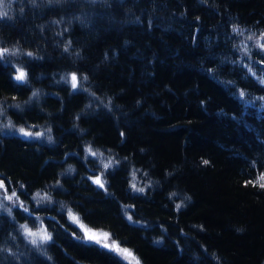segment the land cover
<instances>
[{
  "label": "trees",
  "instance_id": "16d2710c",
  "mask_svg": "<svg viewBox=\"0 0 264 264\" xmlns=\"http://www.w3.org/2000/svg\"><path fill=\"white\" fill-rule=\"evenodd\" d=\"M5 5L0 47L34 57L0 62L2 122L43 135L0 133V181L19 198L0 212V264H128L83 240L68 209L141 264H264V189L248 183L264 172V85L248 67L264 75V0ZM39 222L52 240L34 247L21 225Z\"/></svg>",
  "mask_w": 264,
  "mask_h": 264
},
{
  "label": "snow or ice",
  "instance_id": "6c2138e0",
  "mask_svg": "<svg viewBox=\"0 0 264 264\" xmlns=\"http://www.w3.org/2000/svg\"><path fill=\"white\" fill-rule=\"evenodd\" d=\"M10 6V4H9ZM0 7L5 8V0H0ZM7 16V12H5L3 15H0V18L6 17ZM233 32H237L240 34L242 33V30H240L239 28L234 27L233 28ZM254 35V34H253ZM253 35H249L248 39H253ZM259 40L264 41V32H261L260 36H259ZM71 42L69 41V46H70ZM258 46L261 48L262 51H264V44H258ZM65 51H68V47L65 48ZM18 53L20 54H25L28 57H34V53L33 52H27V53H22L20 49H8L6 47H0V62L3 63H9V61L7 60L8 56H15ZM260 63H264V60L259 61ZM249 67V71L251 72L252 76L256 77L258 83H260L261 85H264V75H257V73L255 71L252 70L251 66ZM14 80L15 81H19V82H27L28 79V74L27 72L23 69V66L21 67H17L15 69V74H14ZM62 79L65 80V82H68V77H63ZM88 79L87 76H83L81 78H78L76 73H72L70 76V81H71V87L73 89H77L78 86L81 87L82 91H87L86 88H83L81 85V81H86ZM37 93L33 92V96H36ZM246 93L244 91H240L239 96L240 98L245 97ZM257 99L264 101V96L258 97ZM111 103V101H109V104ZM15 107H19V105H15ZM4 112H3V105L0 104V116H3ZM9 126H11V122H9ZM19 132L25 136V137H32V136H41L43 135V133H33L31 131H27L25 130V128H20ZM86 151L88 152L89 155L91 156H96L97 152L93 151V149L89 146ZM100 155L102 156L103 153H100ZM112 161H108L107 163H105L103 166L105 169L109 168L112 165ZM205 164L208 163V161H204ZM133 178H135V176L133 175ZM93 183H95L99 188H105V182L101 179V177H95L93 179ZM248 183L253 184V186L259 185L260 188L264 189V172H261V174L256 178L255 181H248ZM132 189L136 192H143L144 189L143 188H137L136 184L133 183L131 185ZM0 189H5V185L2 181H0ZM172 195H175V193H173ZM37 197H39L40 199L37 201L38 203L40 202V200H50V197L45 195L43 197H41L40 193L36 194ZM16 198L17 200L19 199L18 197H16L15 192L12 193V195H6V199H8L9 201L13 200V198ZM186 199H190V197H186ZM5 206L2 202H0V209H3ZM21 207H23V204H21ZM181 207V205L177 204L176 208L177 210H179ZM9 214H11V209H8ZM25 212H28L29 209L28 208H24ZM68 212V216L69 218L75 222L78 223L81 227V229L84 230L86 237L89 240H94L97 243H102L103 247L105 248H109L112 251H115L117 254H119L120 256H122L124 259H126L128 261V264H140L139 259L135 256V254L129 250L128 248H124L121 247L119 244H117L115 241L109 243V234L108 233H97L92 231L91 229L87 228L83 223L80 222V219L77 215H75L71 209L67 210ZM37 219H40L39 217H37ZM128 219L131 221V216L128 217ZM24 228V232L26 233V235L28 237H32L33 239L31 240V243L33 245L37 244V238L41 241V242H47L52 240V236L51 234L44 229L42 226L40 228L39 231H32L28 225H23Z\"/></svg>",
  "mask_w": 264,
  "mask_h": 264
},
{
  "label": "rangeland",
  "instance_id": "374dc122",
  "mask_svg": "<svg viewBox=\"0 0 264 264\" xmlns=\"http://www.w3.org/2000/svg\"><path fill=\"white\" fill-rule=\"evenodd\" d=\"M19 129L20 128H15V127H13L12 125L11 126H9L8 124H6V123H4V122H2V116H0V133H3V134H15V135H19V136H21V137H23V138H26V139H37V138H39L40 136H32V137H25V136H23L20 132H19ZM25 130H27V129H25ZM27 131H30V130H27ZM31 132H33V133H38V132H34V131H31ZM87 155H88V157H92L94 160L96 159L98 162H99V165L101 166V170H106L105 168H104V164L105 163H107L108 161H112V159L110 158V157H108V156H104V155H100L99 153H97V155L96 156H91V155H89L88 154V152H87ZM87 156H84V158H86ZM95 160V161H96ZM96 161V162H97ZM113 162V161H112ZM113 164V163H112ZM95 177H101V179L104 181V179H103V174L101 173V172H99L98 174H95V175H92L91 177H90V179L93 181V179L95 178ZM97 186V185H96ZM101 189H105V188H101ZM6 195H8L7 194V192H6V189H0V202H2L3 204H4V208L3 209H0V212H2V213H5V214H7V215H12V205H13V201L11 200V201H9L8 199H6ZM41 195V197H43V196H45L44 194H40ZM32 199H33V203H34V205H35V207H46L47 206V204H48V200H40V202L38 203L37 201L40 199L39 197H37L35 194L33 195V197H32ZM49 202H50V200H49ZM51 205V203L50 204H48V206H50ZM11 209V214H9V211H8V209ZM66 208H63V210H65ZM75 214V213H74ZM76 215V214H75ZM66 217H67V220H68V222L69 223H71L72 225H74L76 228H77V230H78V232L80 233V236H81V238L83 239V240H85L86 242H91V243H97L96 241H94V240H89L87 237H86V235H85V232H84V230L83 229H81V227H80V225L78 224V223H75V222H73L70 218H69V216H68V212H66ZM80 219V218H79ZM41 220V219H40ZM42 221V220H41ZM80 222L81 223H83L87 228H89V229H91L92 231H94V232H97V233H107V232H105V231H102V230H96V229H92V228H90V227H88L81 219H80ZM22 225H25V224H22ZM41 226L44 228V229H46L44 226H43V224H41V222H39L38 223V226L35 228V229H31L29 226V228L32 230V231H39L40 230V228H41ZM47 230V229H46ZM21 232H22V235L24 236V238L32 245V246H34V247H40V246H42V245H45L46 243H48V242H50V241H47V242H41L38 238H37V244L36 245H33L32 243H31V240L33 239L32 237H28L27 235H26V233L23 231V229L21 228ZM50 233V232H49ZM109 243H111V242H113L110 238H109V241H108ZM117 243V242H116ZM97 244H99V243H97ZM102 244V243H101ZM118 244V243H117ZM109 249V248H108ZM112 251V250H111ZM114 253H116L115 251H113ZM117 254V253H116ZM118 256H120L119 254H117ZM124 261H126L127 263H128V261L126 260V259H124L122 256H120ZM141 264V263H140Z\"/></svg>",
  "mask_w": 264,
  "mask_h": 264
},
{
  "label": "clouds",
  "instance_id": "9594fccd",
  "mask_svg": "<svg viewBox=\"0 0 264 264\" xmlns=\"http://www.w3.org/2000/svg\"><path fill=\"white\" fill-rule=\"evenodd\" d=\"M5 12H7V11L5 10V8L0 7V15H3ZM25 225H26V224H25ZM21 228H22L23 231H24L23 225H21Z\"/></svg>",
  "mask_w": 264,
  "mask_h": 264
}]
</instances>
